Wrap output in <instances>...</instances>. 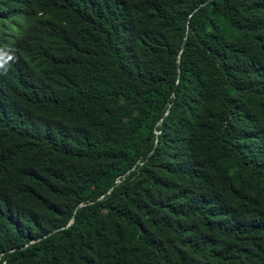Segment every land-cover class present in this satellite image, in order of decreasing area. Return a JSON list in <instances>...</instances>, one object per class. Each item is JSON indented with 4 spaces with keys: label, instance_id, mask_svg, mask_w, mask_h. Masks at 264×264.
<instances>
[{
    "label": "trees",
    "instance_id": "trees-1",
    "mask_svg": "<svg viewBox=\"0 0 264 264\" xmlns=\"http://www.w3.org/2000/svg\"><path fill=\"white\" fill-rule=\"evenodd\" d=\"M0 264H264V0H0Z\"/></svg>",
    "mask_w": 264,
    "mask_h": 264
}]
</instances>
